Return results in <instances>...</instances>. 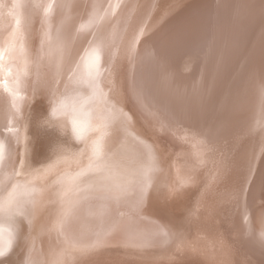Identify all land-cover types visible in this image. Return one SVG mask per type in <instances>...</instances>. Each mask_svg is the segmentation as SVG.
<instances>
[{
    "label": "rangeland",
    "instance_id": "obj_1",
    "mask_svg": "<svg viewBox=\"0 0 264 264\" xmlns=\"http://www.w3.org/2000/svg\"><path fill=\"white\" fill-rule=\"evenodd\" d=\"M192 1L0 0V139L5 143L0 140V239L4 252L0 264H84L86 258L96 255L127 264H197L199 259L193 260L197 256L220 258L224 257L225 250H235L243 257L242 264H248L244 259H248V249L254 254L248 260L264 263V245L251 242L253 237L248 241L245 233L241 234L248 247L244 252L237 249L234 241L224 242V246L217 244L224 237L221 235L227 222L216 214L210 220L213 226L206 233L191 227L185 237L173 238V246H169L170 242L164 243L162 248L167 249L162 251L145 249L147 246L145 250L137 249L116 239L74 244L58 230L66 211L75 203L74 195L125 191V186L130 188L129 180L146 178L152 183L163 177L160 183L164 185L155 187V191H172L173 206L188 211L199 207V198L209 188L207 177L213 176L215 180L219 174V181L225 175L227 153L212 149L207 139H198L189 128L182 127L181 135L187 141L179 137L176 141L182 140L183 146L177 147V142L152 129V122L142 126L136 112L127 105L128 92L122 83L128 81L125 73L130 72L122 70L130 61L138 35L143 33L147 37L151 32L158 33L170 16L189 8ZM203 9L200 20L182 27L178 39L170 43L168 39L164 43L167 47L160 51L161 56L170 55L165 70L176 66L174 70L179 76L198 60L190 82L180 95L165 101L167 110L178 119L184 118L183 124L217 121L215 128L218 129L224 119L215 111H220L229 101L227 117L233 110L237 118L241 119L245 113L251 116L253 125L258 122L264 125V45L259 29L251 28L252 22L264 25V0H212ZM42 17L46 24L40 30L37 23ZM53 18L56 20L51 21ZM49 23H54L53 27ZM66 28L77 30L81 36L84 31L95 32L94 40L78 44L82 39L90 41L86 33L80 39L73 36L74 41H69L71 37L61 41V34L68 32ZM249 29L253 40L246 44L243 40ZM224 42L227 53L223 50L219 56L208 55L211 47ZM247 48L252 49L244 50ZM27 49L29 54H25ZM199 50L201 56L197 53ZM234 50L241 53H233ZM95 52L99 62L94 72L89 73L87 60ZM32 53L36 57L38 53L43 55L45 59L40 62L43 68L31 62ZM231 60L242 64L228 66ZM226 61H229L227 65ZM231 66L235 70L233 74H230ZM218 76L226 78V84L221 87L216 82ZM102 110H107V116ZM111 118L115 120L114 126ZM103 142L110 151L108 155L115 160L110 166L96 167L91 165V159L99 148L102 150ZM203 148H207L205 153ZM251 148L260 153L264 136ZM244 170L249 176V168ZM235 183L229 184L235 187ZM262 186L259 190L264 192ZM227 259L231 264L237 263L235 258Z\"/></svg>",
    "mask_w": 264,
    "mask_h": 264
},
{
    "label": "bare ground",
    "instance_id": "obj_2",
    "mask_svg": "<svg viewBox=\"0 0 264 264\" xmlns=\"http://www.w3.org/2000/svg\"><path fill=\"white\" fill-rule=\"evenodd\" d=\"M204 1L205 0H195V1L193 0L192 5L189 8L185 7L178 13H174L172 16L169 17L167 23H164L167 26L163 25L162 27L163 29H161L158 33L151 32L149 33V35H147V37L146 36L144 37L145 34L140 33V35H138L137 37L136 44L133 45L130 61L126 65V69L122 70L124 73L128 71L130 72V73H125L126 79L125 78L124 79L128 81L122 83H123V88H126L128 92V95L126 97L129 98V103L127 105L132 112L133 111L136 112V116L141 121L142 126H145L144 123L152 122L153 123L152 129H155L157 131L159 130V132H161L163 135H166L168 139L172 140L173 143L176 144L177 142L176 144L177 147L183 145L181 144L182 142H180L182 140L176 141V139L178 140L179 137H182L184 139L186 137L181 135L183 134L182 127L184 126L186 128H189V130H191L190 132L194 133L198 137V139L202 141L207 139L206 141H209L212 144L211 147L212 149L219 148L221 152L223 151L227 153L228 161H226V165H225L226 168L225 175L222 176V178L219 181H218L219 174L216 176L215 180H213V176L207 177L206 181L209 184V188L205 192V194H203V196L199 198V207L198 206H196L197 208L193 207L194 209H188V211L187 210L182 211L184 207L175 208L173 206V204L170 202V200H172V193H173L172 191L164 192V190H159V191L157 190L158 193L157 191H155L156 190L155 187L160 188L162 185H164L160 183V181L164 179L163 177L159 178L160 180L157 179L152 183L149 182L148 179L146 178L143 180L138 179L137 181H135L136 179H133L132 181L129 180L130 188L127 189L126 188L127 186H125V191L116 190L115 193L95 192L85 195L82 194L80 196L74 195L72 200H74L75 203L71 209L66 211L65 216L63 215L64 219L60 227L58 228V230L61 233H63L67 241L69 240L71 243L74 244L86 245V244H95L97 242L107 241L108 239H116L119 242H123L130 246L137 247V249H143V250L154 249L156 251H162L167 249V247L162 248L164 243L166 244L170 242L169 246H173V243H171V241H173V238H175L177 235H183L185 237L186 234L190 232L191 227L196 228L199 231L208 230L211 226H213V224H210L211 218H213L214 220V218H216V215L218 216L222 215L224 220H226L227 224L223 226L224 230L221 236L224 237L220 240L219 243L217 242V244H219L220 246L221 245L224 246V242L228 241V243L230 242L229 244H231V242L234 241V243L236 242V244H238L236 246L237 249L244 252L246 251L245 248H248L244 243V241L242 240L243 237L242 235L245 233L247 235L248 241L253 237L252 240H250L251 242L254 243L256 241V243H259V245H264V192H262L261 189L259 190V187L261 185H264V148L261 150L260 153H257L256 148H251L253 145L258 144L263 140L264 125L261 122H258L253 125L250 122L251 116L250 115L248 116L245 113H243L241 119L237 118L233 110H230L229 113L230 116L227 117L226 112L229 111L227 108L229 101L225 102L224 107L220 111L219 110L215 111V113H218V115L221 114L223 115V117L221 118L224 119V122L220 128L218 129L215 128L217 121L216 122L208 121V123H203V124L189 121V123L183 124L182 120L184 118L180 117V119H178L175 115H173L170 111L167 110L168 105L167 103H165V101L169 102L171 98L172 100L175 99L178 93L180 95L186 84L190 82L193 69L195 65H197L198 60H196L195 63L193 62V64L190 66L189 70L185 74L179 76V74L176 73V70H174L176 66H172L169 69L165 70V65L169 62L168 57L170 55L161 56L160 51L162 52L164 50L163 48L167 47V44L164 43L168 39L169 40L171 39L169 43L172 40L175 42L178 39L177 34L183 31L182 27L187 26L195 19L200 20L203 17L204 10L206 9V8L203 9L204 6L208 2L211 3L212 0H207L206 4ZM212 5L214 6L215 2ZM56 15L58 14L56 13ZM43 20L44 19L42 17V20H39V22L37 23V27L39 26V29L41 28L40 30L43 29V24L45 22ZM50 20L55 21L56 18ZM53 24L50 25H52L53 27ZM251 24H252L251 28L256 27L259 29V36H261L262 44L264 45V25L263 26L258 25L254 22H252ZM86 25H89L88 21H86ZM66 30H68V32L66 31L67 33L65 35L61 34L62 37L61 41L62 39L63 41H67L68 38L70 37L72 39L73 36L74 38L77 37L78 39H80L79 37H84V35L87 33L86 31H84L82 32L83 36H81L79 34L77 35L76 32L77 30L71 31L70 28L69 29L66 28ZM87 30L89 31V29ZM94 33L88 34L89 37L91 38L90 41L87 40L82 41L83 40L82 39L80 42L79 41L77 42V38L75 41L80 45L87 42L90 43L91 41L94 40L93 37L95 35ZM252 36L253 35L251 34V30L249 29V32L244 37L243 41H247L246 44L248 42L251 43L253 40ZM74 38L69 41H74ZM61 43H65V42H61ZM69 44H73V43H69ZM243 46H245V44ZM158 47L161 49L159 50ZM184 47H186V45ZM224 47H226L225 42L219 43L218 45L216 44L210 48L208 55L210 53H213L216 54V56H219L222 54L223 50L224 53H227ZM42 48L44 49L45 47ZM252 48H247L244 50L250 51ZM203 49L204 47L202 48L201 46V52L203 51ZM238 49L240 48L238 47ZM27 52L28 49L25 52V54ZM201 52L199 50L197 52L198 55L201 56ZM236 52L237 50L233 51V53ZM240 53L241 52H237L236 54L239 55ZM233 55L231 56V58L233 57ZM31 57H32L31 62L33 64L35 62V65L36 63H38L37 64L38 66H40L41 65L40 62H42V60L45 59L43 58V55H41V53L37 54L38 59H36L37 58L36 54L33 53ZM98 62H99L98 56L95 52V55L93 54V56L87 60V71L89 73H93L94 72L93 70L95 69L94 67L97 65ZM228 62L229 61H226L225 64L227 65ZM153 63H154V68L152 71ZM235 63H238L239 66L242 64V62H235L231 60L228 66L233 64H234L233 66H235ZM233 66H231L230 68V74L235 73ZM156 69H158V72ZM166 75L168 76L166 77ZM120 78L122 79L121 76ZM225 79H226L225 77L220 78V76H218L216 82L219 83L221 87L224 84H226ZM228 81L229 79H227V83ZM4 101L3 103H5ZM3 103L1 106H3ZM234 105L237 108H239L237 104ZM234 105H232V107H234ZM254 110L255 109L253 108L252 111L254 112ZM102 111L105 112L106 115L107 110L106 111L102 110ZM256 114L258 116L260 115V113L258 112H256ZM219 120L220 119H218V121ZM110 122L114 126L115 123L114 118H111ZM85 127L83 126V128ZM173 127H175L176 128L175 130L180 134H177L175 130L173 132ZM167 130H169V132ZM209 134L210 136H208ZM6 144L8 143L6 142ZM103 145L104 146L102 147L100 143L102 150L98 147L100 151L98 150L99 152L93 155L91 159V165H96V167L100 166L101 164L110 166L114 163L115 159L111 158V156L108 155L110 151L108 153L107 149L105 148L104 142ZM203 145H209V144L207 143ZM9 146L10 145H8V147ZM184 147L186 146L184 145ZM206 149L207 148H205V150ZM205 150L203 148L202 151H204L205 153L206 152ZM194 151L196 150L194 149ZM188 152L189 151H187V153ZM190 153H193V150ZM188 156H191V154L190 155L188 154ZM179 160L184 162V160L181 158ZM201 163H199V165ZM201 166L202 165H200V167ZM247 167L251 171L249 172V176L247 175V173H245L244 170ZM166 172L168 173L167 170ZM230 177L231 179L234 178L231 182H230L231 180ZM229 183H235L236 186L232 187L231 184ZM70 184L71 183H69V185ZM221 184L223 186H221ZM262 187L264 188V186ZM207 210L209 212H207ZM225 238L226 240H223ZM2 243L3 242L0 239V252H3ZM159 245H161V248H158ZM241 245L243 246V248L241 247ZM145 246H147V248L144 249ZM233 247L234 249H236L234 245ZM250 250L252 251V249ZM256 251L257 250H253L252 252H256ZM248 252H249L247 253L248 259H253L254 254H252L249 251V249ZM223 255L224 257H220L222 258V261L220 260L219 257L215 255L209 258L203 256L200 258V256H197L198 258L196 257L193 260L199 259L197 264H199L200 261H205L208 264H231L227 259L229 257L231 259L235 258L237 260L236 264H242L243 262L242 261L243 257L238 256L235 250H232L231 252L225 250ZM236 255L238 257H236ZM99 256L96 255L94 257L86 258L85 259L86 262L84 264H99L98 261L106 262V263L110 262V264H127L120 262L117 259L100 258ZM1 257L2 256H0V259H2L4 256L2 258ZM244 259L248 261V264H257L254 263L253 260L251 261L248 260L247 258ZM209 260L214 261V263L209 262ZM79 264L81 263L79 262Z\"/></svg>",
    "mask_w": 264,
    "mask_h": 264
},
{
    "label": "snow or ice",
    "instance_id": "obj_3",
    "mask_svg": "<svg viewBox=\"0 0 264 264\" xmlns=\"http://www.w3.org/2000/svg\"><path fill=\"white\" fill-rule=\"evenodd\" d=\"M4 255V253L3 252H0V256H3Z\"/></svg>",
    "mask_w": 264,
    "mask_h": 264
}]
</instances>
